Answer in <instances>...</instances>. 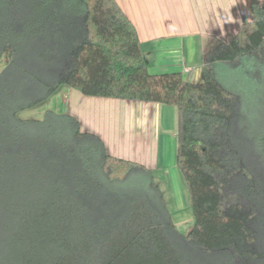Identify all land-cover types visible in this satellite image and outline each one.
<instances>
[{"label":"trees","instance_id":"1","mask_svg":"<svg viewBox=\"0 0 264 264\" xmlns=\"http://www.w3.org/2000/svg\"><path fill=\"white\" fill-rule=\"evenodd\" d=\"M251 13L188 82L148 72L114 0H0V264H264V123L218 74L263 71L264 6ZM61 87L176 107L187 234L148 168L111 156L76 117L18 116Z\"/></svg>","mask_w":264,"mask_h":264},{"label":"crops","instance_id":"2","mask_svg":"<svg viewBox=\"0 0 264 264\" xmlns=\"http://www.w3.org/2000/svg\"><path fill=\"white\" fill-rule=\"evenodd\" d=\"M114 1L136 30L148 72H180L188 82L202 79L206 48L235 36L252 16V5L264 6V0ZM68 89L66 113L99 136L111 156L152 168L151 157L168 130L165 120L175 116L177 124L176 107L88 97Z\"/></svg>","mask_w":264,"mask_h":264},{"label":"rangeland","instance_id":"3","mask_svg":"<svg viewBox=\"0 0 264 264\" xmlns=\"http://www.w3.org/2000/svg\"><path fill=\"white\" fill-rule=\"evenodd\" d=\"M249 17V20L246 19V22L252 20V16L249 15ZM218 74L230 91L241 96L243 107L249 113L248 115L251 120H254L256 126H263L264 67L261 72L259 65L250 63L237 72L221 68ZM68 90L67 87H61L50 99L36 108L20 112L18 116L22 119H41L47 110L66 113L67 104L70 100V92ZM176 125L175 116L171 120H165L164 127L168 128V130L173 128V131L167 130L160 137L159 146L151 157L153 159V166L152 168H148V170L151 173L152 181L162 196L166 212L170 216L176 231L185 235L193 226V216L189 193L176 163ZM80 130L87 132L81 124Z\"/></svg>","mask_w":264,"mask_h":264}]
</instances>
